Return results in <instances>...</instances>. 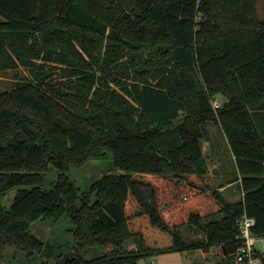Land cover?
<instances>
[{"label":"trees","instance_id":"1","mask_svg":"<svg viewBox=\"0 0 264 264\" xmlns=\"http://www.w3.org/2000/svg\"><path fill=\"white\" fill-rule=\"evenodd\" d=\"M0 14V70H29L0 92V197L26 185L10 206L0 198V247L32 254L44 243L31 222L64 212L74 222L67 264H132L214 245L224 260L244 212L264 233L257 0H0ZM218 93L227 99L216 108ZM219 129L236 162L233 177L223 170L224 181L239 182L234 200L203 150L209 141L208 155L224 164ZM106 148L117 170L81 190L66 171ZM51 166L58 176L45 189ZM184 225L202 232L199 243L183 238ZM94 243L113 246L90 259L79 253Z\"/></svg>","mask_w":264,"mask_h":264},{"label":"rangeland","instance_id":"2","mask_svg":"<svg viewBox=\"0 0 264 264\" xmlns=\"http://www.w3.org/2000/svg\"><path fill=\"white\" fill-rule=\"evenodd\" d=\"M257 11L260 17L264 16V0H257ZM3 19L4 17L0 14V20ZM26 75H29V70L25 66L0 70V92L11 88L18 79H22ZM214 98L222 104L227 99L223 93L216 94ZM214 138L218 140L216 141L220 146L218 148L223 149L225 153V161L223 165L219 161L214 165L210 155H207L209 171L211 168H217V171L213 170V173L211 170L210 175L217 183L225 182L227 188L223 189V192L229 199L234 200L242 195V191L237 187L239 182L233 179L229 180V182L224 180L227 177L225 174L226 171L230 177L235 175L237 171L236 162L232 156V152L228 148L226 139H224L222 130L219 129V132ZM204 142L203 150L207 154L209 152L208 144L205 140ZM113 158L112 150L106 148L105 155L92 157L81 165H73L66 173L82 190L88 188L94 180L104 173L117 170ZM44 175L43 187L45 189L52 188L58 176V169L55 166H51V168L45 171ZM23 186L26 185H14L10 187L1 195V201L6 206H10L17 191ZM95 197V194H93L91 201ZM80 203L81 200L79 199L78 204ZM73 228L74 222L68 212H64L59 216L50 213L37 218L31 222L30 230L43 241V247L35 250L32 254H27L22 248L14 244H5L0 247V264H59L65 252L74 250L73 245L75 240ZM181 233L188 243H199L202 238L201 231H195L191 226L187 225L181 227ZM112 246L113 244L104 245L94 243L84 248H79V253L83 257L90 259L107 253ZM125 246L128 249H132L136 247V243L133 239H129L125 242ZM223 255L225 256V251L221 245H214L208 249L192 246L160 253L148 258H141L137 263L132 264H227L231 261V256L229 258L225 257L224 261L222 258ZM153 260L154 262H152Z\"/></svg>","mask_w":264,"mask_h":264},{"label":"built area","instance_id":"3","mask_svg":"<svg viewBox=\"0 0 264 264\" xmlns=\"http://www.w3.org/2000/svg\"><path fill=\"white\" fill-rule=\"evenodd\" d=\"M213 105L218 108L222 103L214 99ZM237 224L239 231L234 240V247L229 252L231 264H264V233L254 231L256 218L244 212L238 218Z\"/></svg>","mask_w":264,"mask_h":264},{"label":"water","instance_id":"4","mask_svg":"<svg viewBox=\"0 0 264 264\" xmlns=\"http://www.w3.org/2000/svg\"><path fill=\"white\" fill-rule=\"evenodd\" d=\"M56 79V76H53V78H50L49 80L54 82ZM74 250H68L67 252L64 253L62 258L60 259V264H67L69 259L73 256Z\"/></svg>","mask_w":264,"mask_h":264},{"label":"crops","instance_id":"5","mask_svg":"<svg viewBox=\"0 0 264 264\" xmlns=\"http://www.w3.org/2000/svg\"><path fill=\"white\" fill-rule=\"evenodd\" d=\"M206 142H207V144H208V153H207V155L210 153V145H209V141H207V140H205ZM205 143V142H204ZM203 147H204V145H203ZM205 151V150H204ZM206 153V152H205ZM218 160H213V162H214V165H216L215 163L217 162ZM212 167H213V165H212ZM215 167V166H214ZM212 170V171H211ZM211 172L213 173V170H216V168H214V169H212L211 168ZM225 188H227L226 187V185H223L222 187H221V189H225Z\"/></svg>","mask_w":264,"mask_h":264}]
</instances>
